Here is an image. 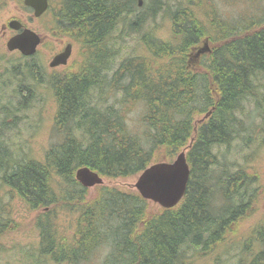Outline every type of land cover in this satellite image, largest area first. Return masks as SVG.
<instances>
[{
  "label": "trees",
  "instance_id": "trees-1",
  "mask_svg": "<svg viewBox=\"0 0 264 264\" xmlns=\"http://www.w3.org/2000/svg\"><path fill=\"white\" fill-rule=\"evenodd\" d=\"M59 2L57 27L79 40L84 52L76 71L67 68L47 78L57 104L58 143L43 160L14 158L3 137L12 130L8 118L15 111L0 107L6 114L0 123V180L39 213V255L55 264H97L99 258L98 264H196L218 259L232 244L238 246L239 264H264V218L241 233V222L254 211L259 175L229 158L238 157L243 145L251 146L256 119L264 120V97L258 96L264 90V14L246 25L228 26L222 14L168 10L163 0H151L147 9L139 0ZM161 12L172 24L166 40L144 30ZM120 29L141 34L144 56L127 57L116 68L113 43ZM208 37L219 46L198 73L189 56ZM34 58L21 55L23 61L8 67V76L39 80L43 70ZM22 87L15 94L27 109L31 95L24 91L28 86ZM255 102L257 111L249 112ZM137 106L143 108L141 132L128 121ZM210 112L195 136V118ZM263 125L259 146H264ZM191 139L186 196L159 214L137 191L103 185L91 198L90 189L76 180L83 167L107 179L138 176L154 162L174 160ZM236 142L241 152L231 153ZM48 208L51 213H40ZM63 211L77 214L70 237L54 226L55 213ZM3 212L0 240L10 230ZM104 248L109 251L102 256Z\"/></svg>",
  "mask_w": 264,
  "mask_h": 264
},
{
  "label": "rangeland",
  "instance_id": "rangeland-1",
  "mask_svg": "<svg viewBox=\"0 0 264 264\" xmlns=\"http://www.w3.org/2000/svg\"><path fill=\"white\" fill-rule=\"evenodd\" d=\"M25 1V0H24ZM168 3V10L173 7V10L180 7L185 9L187 13L195 10V13L206 17L216 16L222 14L227 21L228 26L231 25H246L252 17H260L264 14V0H163ZM151 0H142L141 8L145 6L147 9L150 6ZM52 11L47 13L43 18L35 19L33 10L27 8L21 0H0V84L5 83L4 91L1 90L0 94V107H9L14 109L15 113L9 117L8 122L11 129L4 133V143L9 145L10 151L15 157L30 158L43 160L46 150L58 143L60 137L56 132L55 114L57 110L56 99L54 98L52 87L48 83V76L64 72L67 68L71 71H76L83 64L84 48L81 42L73 40L65 36L62 29L57 27V12L60 7L59 0H52ZM190 6V7H189ZM166 8V7H165ZM167 10V8L165 9ZM212 14V15H211ZM244 20L242 23L239 20ZM11 20H18L26 24L30 29L38 33L43 43L39 47L37 55L33 61L41 66L43 70V77L39 80H28L24 82L23 77L8 76V67L15 62H22L20 53L8 51L7 43L12 37V31L9 29L8 24ZM263 17L260 18V21ZM6 25L8 29H4ZM172 24L170 15L161 12L158 17L152 19L148 26L144 29L152 31L155 35L163 40L170 38V31ZM127 32V31H124ZM115 37L114 49L118 52L116 61V68L127 57L144 56V49L141 46V34L127 35L123 34L120 29ZM68 41L74 44V50L67 67L51 69L49 67L52 58L58 53L62 52L66 47ZM207 45V46H206ZM219 46L216 39L210 37L205 38L198 46L192 50L189 61L192 70L196 72H204L201 65L204 59L210 58L212 51L215 47ZM208 49V50H206ZM199 50H205L200 56V59H195ZM207 57V58H205ZM21 86V87H20ZM22 86H28L29 91L26 93L31 95L27 109H23L19 105L20 95L15 94L18 90H22ZM26 94V95H27ZM259 99L264 97V90L261 89ZM256 102L248 107L249 112L257 111ZM253 110V111H251ZM143 108L140 106L132 109L128 114L129 124L135 126L139 132L142 123L141 115ZM252 114V113H250ZM6 119V114L0 113V123ZM197 124H201L208 120V115H198L195 118ZM264 124V120L257 118L256 127L257 134L253 135V143L251 146H246L244 151L241 152L238 144L235 143L231 147V153L237 151L241 152L240 155L230 157L232 164H237L248 168L250 172L256 171L259 175L258 187L260 188L255 198L254 211L250 218L241 222L242 232L247 234L249 230L257 222L264 218V146H259L257 139L262 135L260 125ZM264 126V125H263ZM134 127V128H135ZM6 131V130H5ZM3 131L0 132L2 134ZM191 143V141H190ZM245 144V143H244ZM189 145V144H188ZM188 147V146H187ZM187 147L183 150H187ZM182 150V151H183ZM21 160L20 158H18ZM155 163V162H154ZM77 173V172H76ZM138 176L107 179L104 178V186L119 188L122 191L130 192L136 191L135 184ZM90 197L93 198L97 195L96 187L89 191ZM153 213H160L161 207L155 203H150ZM0 209H2L3 218L6 222L9 231L5 230L2 234L3 238L0 240V264H55L45 256H40V230L38 227L37 217L39 213L33 211L29 205L26 204L21 198L6 187L2 186L0 180ZM52 208L44 209L40 213H51ZM62 210V209H59ZM59 212V211H58ZM55 213V227L58 232L63 233L65 236L70 237L73 227L72 220L76 213L63 211L62 213ZM7 213V214H6ZM222 256L218 259L208 257L199 259L196 264H239L238 258L240 257L238 246L230 244L229 247H224ZM109 248L101 250L102 256L106 255ZM229 252V253H228ZM238 254V255H237ZM237 255V256H236ZM240 259V258H239ZM191 258V262H192ZM101 262V259L95 260Z\"/></svg>",
  "mask_w": 264,
  "mask_h": 264
},
{
  "label": "water",
  "instance_id": "water-1",
  "mask_svg": "<svg viewBox=\"0 0 264 264\" xmlns=\"http://www.w3.org/2000/svg\"><path fill=\"white\" fill-rule=\"evenodd\" d=\"M24 3L35 10L36 17L43 15L49 7V0H25ZM141 5L142 0H140ZM9 26L15 31H20L23 28L22 23L17 20L11 21ZM41 42L42 39L37 33L26 29L11 37L7 47L10 52L19 51L24 56L31 57L36 54ZM204 51L200 50L197 57ZM71 55L72 46L68 45L62 53L53 58L50 67L66 66ZM190 177L191 167L186 151H183L173 162L156 163L143 171L137 179L135 188L143 199L151 201L164 209H173L184 199ZM76 179L86 188L104 184V179L88 167L79 169L76 173Z\"/></svg>",
  "mask_w": 264,
  "mask_h": 264
},
{
  "label": "flooded vegetation",
  "instance_id": "flooded-vegetation-1",
  "mask_svg": "<svg viewBox=\"0 0 264 264\" xmlns=\"http://www.w3.org/2000/svg\"><path fill=\"white\" fill-rule=\"evenodd\" d=\"M52 0H49V7H48V10L43 14V15H41L40 17H36L35 15V19H37V20H39V19H41V18H43L47 13H50L51 11H52ZM27 8H29V9H31V10H33V13H35V10L32 8V7H27ZM22 24H23V28L20 30V31H14V30H12V29H10L11 31H12V36L13 35H15V34H18V33H21V32H23L24 30H26V29H29V30H32V29H30L26 24H24L23 22H22ZM3 28L4 29H8V27L6 26V25H4L3 26ZM33 31V30H32ZM39 35V34H38ZM40 36V35H39ZM42 38V37H41ZM42 41H43V39H42ZM72 45V49L74 50V44L71 42V41H68L67 42V44H66V46H68V45ZM61 67V66H60ZM57 69V68H56Z\"/></svg>",
  "mask_w": 264,
  "mask_h": 264
}]
</instances>
